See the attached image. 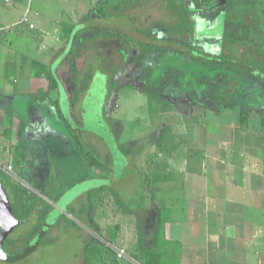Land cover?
<instances>
[{
    "label": "rangeland",
    "instance_id": "1",
    "mask_svg": "<svg viewBox=\"0 0 264 264\" xmlns=\"http://www.w3.org/2000/svg\"><path fill=\"white\" fill-rule=\"evenodd\" d=\"M4 1L8 6L0 7V61L2 56H7V62H10L9 58L16 56L17 65L20 62V56H22L20 55L21 52L30 50V54H32L33 49L38 47L36 43L32 45L28 41L29 32L18 33L22 27L16 26L17 22L24 16L27 17L28 23L36 25V29L33 31L36 32L39 31L41 24H39L40 20L34 13L45 15L44 12L48 11L53 17L58 16L63 11L62 20H71L74 23L87 12L93 16L96 15L97 10L104 11L119 6L118 13H120L118 16L117 13L114 19H95L92 22L102 27L108 26L111 29L115 27L122 31V35L125 36H117L115 33L111 37L103 35L100 38H93L91 41L87 40V35V38L82 36L80 42L71 48L65 62H60V60L65 58L68 50L60 54L56 53L65 44V40H61V45L56 46L53 50L54 53L47 56L48 61L56 58L52 69L54 66H59L67 77L71 73H75L79 75L78 79H80L90 65L94 67L92 72L94 79L90 88L82 96L81 102L78 105H73L71 109L79 119V107L80 111L82 108L86 110L85 107L92 101L89 105L92 107L88 108V112L95 114L97 119L101 118L102 122L100 120L91 122L87 119L84 121L82 118L80 121L82 132L80 134L76 132L80 145L75 141V134L70 135L69 130L64 125L58 124L57 116L50 111L48 112L45 105L35 102L30 105H22L15 101V105L20 107L19 113L23 121H27L32 115L44 121L41 125L43 126L41 133L38 132L42 141L39 143L28 140L23 142V145L29 149L32 148L31 159L29 160L32 163L31 168L41 169L43 167L42 172H46L45 179L54 180L52 182L47 180L49 183L45 184L46 191L41 188V191L53 192L55 195H49V198L44 197V201L52 205L51 199L55 201V197L60 193L56 200V206L63 211L60 221L56 223L48 235V238L53 240L51 245L38 248L22 263L16 264H84L86 253L89 264H118L115 259L123 260L124 258H118L113 252L114 249L106 242L109 239L103 241L102 238L105 237L101 235L102 238L97 237L96 233L90 231L87 228L86 216L79 213L81 206L89 201L87 196L93 187V182L83 180L82 177L89 176L86 174L87 171H82L81 167L78 168L79 157H77V152L80 150L84 156L86 151L92 150L96 156L104 157L108 150L113 162L111 166L115 171L112 177L121 175L125 179L131 176L133 181H136L138 174L143 170L144 174L149 173L146 171L148 167L151 170L161 168L158 158L152 156L155 151L153 147L155 139L161 128L168 129L171 127L170 125H175L176 121L181 124L182 119L189 113L188 109H184L186 106L192 111L199 112V114L206 112L208 101L204 99V91L210 90L213 83L220 78L225 80L223 87L227 98L233 94L239 103L248 100L255 104V107L264 109V82H262L264 72L259 70V67L264 66V54L261 56L260 52L257 51V49L264 51V0H258L253 11L242 10L231 16L222 10L224 0H176V4L191 10L185 21L175 23L174 29L178 33H173L175 37L172 42H176L174 47L179 49V47L182 48V45H190L194 50L207 55L198 57L202 58V61L213 63L212 66L206 63L203 65L199 61H192L187 57L173 53L151 55L147 62L134 65L133 58L139 52L137 42L144 40L136 33V28L150 27L152 36H166L164 26H155V22L159 20L160 22L166 21V10L160 6L164 0H105V3L100 0H22L19 3H13L10 0ZM180 3L182 4L180 5ZM2 5L5 4L2 2ZM59 8L61 11H58ZM77 9L81 11L75 15ZM124 12H126L125 18L124 15L120 16ZM65 15L68 17L65 18ZM243 24L249 25L251 28V44L248 46L239 43L228 44L229 39L238 35ZM4 34L6 35L4 36ZM29 57L36 60L40 59L39 56ZM226 57L230 58L226 59ZM248 64H252V66H248ZM216 65H220V67ZM26 66L29 68L25 62L24 69H27ZM109 66L113 68V74H111ZM167 67L175 70L176 78L162 93V98H152L142 93V84L149 77V74L152 73L154 77L158 76ZM26 71L28 72V70ZM101 74L107 75L106 83H109L108 86H110L109 75H111L112 80L118 83L116 90L111 92L106 100L104 96L103 108L105 111L103 116L100 111H97L98 106H100L98 97L102 93V87L106 84ZM15 75L16 79L23 76V74L19 76V69ZM204 77L207 79H203ZM27 80L28 78L25 82ZM68 106L69 104L65 102L62 94L59 100L60 114L65 118L66 123H73L71 115L70 117L67 115L69 113ZM220 108L216 107L215 111L219 112ZM181 112L184 114H182L183 117ZM193 114L198 115L194 111ZM76 125L78 127V123H75L73 127L76 128ZM5 126L9 125L5 124ZM46 128L49 129V133H47ZM58 134L66 136L64 137L65 140H62V143L66 144V149H63L64 154L60 152L62 150L57 145L59 142ZM116 134L118 142L115 137ZM115 143L125 147H132L133 144H141V146L144 144L145 150L148 149V144H152V151L148 156H141L140 154L141 157L134 159L140 173L136 168H127L126 164L122 163V155ZM16 148L18 154L16 168H24L28 162L24 156L26 155L25 151L20 148V145H16ZM34 152L40 156L47 155L48 157L46 156L44 161H41L40 156L34 159L32 157ZM81 161L83 162L80 158ZM101 161L104 160L101 159ZM12 170L18 175L13 166ZM48 170L51 171L50 174L47 173ZM26 175H20L24 182L19 178L14 180L7 177L23 195L28 196L30 192H34L29 188L33 177ZM111 178L110 180H112ZM134 184L127 183V185H121L119 189L116 187L120 201L128 210H137L139 205L144 206L142 204L144 197H147L149 193L145 183H141L140 187L137 185L136 188ZM108 193L110 192L108 191ZM108 193L104 195L105 198L103 196V207L99 212L103 217L101 222L112 225L113 219L118 218L119 213H123V211L120 207L114 206L115 204H113ZM95 194L96 192L93 194L94 198ZM153 199L158 201L155 197ZM94 201L91 218L95 222L96 205ZM120 218L126 220V216H120ZM24 231H26V226L22 225L9 237L15 238ZM87 244L88 249L85 251ZM97 247H100L101 250H98ZM99 251L103 253L101 254ZM130 262L132 261L129 260ZM0 264L8 263L0 260Z\"/></svg>",
    "mask_w": 264,
    "mask_h": 264
},
{
    "label": "crops",
    "instance_id": "2",
    "mask_svg": "<svg viewBox=\"0 0 264 264\" xmlns=\"http://www.w3.org/2000/svg\"><path fill=\"white\" fill-rule=\"evenodd\" d=\"M2 2L5 5H2ZM6 5L4 0H0V7L4 8ZM78 11L81 10L77 9L74 14ZM61 12L53 17L48 11L44 12L48 15L34 13L41 24L36 32H33L36 25L28 23L26 16L19 20L16 26L22 28L18 33L29 32L28 41L32 45L36 43L38 47L33 49L32 54L30 50L21 52L18 65L15 62L16 56L9 58L10 62H7V56H2L0 61V164L12 165L18 173L16 175L13 172L16 179L22 180V174L32 176L33 180L28 186L34 192L30 193H38L42 200L45 196L39 195L35 188H43L46 191L45 184L54 180L48 178V182L45 179L46 172H42L43 167L31 168L32 163L29 160L32 148H27L23 142H41L38 132L41 133L44 121L34 115L23 121L19 113L20 107L15 105V101L22 105L34 102L45 105L48 112L54 115L57 114L56 104L59 109L62 94L65 102H68L62 89H55L49 79V72L53 70L56 58L48 61L47 56L54 53L56 46L61 45V40H66L63 28L77 26L79 20L89 12L74 23L71 20H62L64 12ZM67 17L65 15V18ZM65 45L66 41L56 53L60 54ZM29 56H39L40 59ZM25 62L29 65V68L26 66L27 69L23 67ZM18 69L19 76L23 74L20 79L15 78ZM233 97L235 99L234 95ZM206 107V112L202 114L193 110L198 115H194L188 106L184 107L189 113L182 119L181 124L176 121L175 125L168 127L161 139L158 140L159 135L157 136L152 156L158 158L160 169L151 170L148 167L146 171L149 173L144 174V170L140 173L138 165H135L134 159L149 155L152 144L146 143L149 146L146 151L144 144L125 147L115 143L119 151L120 148L132 151L125 157L121 152L120 154L122 163L124 162L127 168L134 167L139 171L136 181H133L131 176L125 179L121 175L112 177L115 173L112 166L110 174L87 167L84 160H79L78 168L87 171L89 176L82 178L93 182L92 189L102 187L104 179L110 180L111 177V188L117 194L116 187L119 189L127 183H135V188L145 183L148 188V196L144 197L142 203L144 206L139 205V208L134 210L137 211L136 214L120 212L118 218L113 219L112 225L102 223L103 217L99 212L103 207V196L108 190L102 188L96 191L95 224L99 228V234L106 239L100 235L97 237L103 241L109 239L106 242L114 249L115 254L117 249L124 250V255L119 257L124 259H115L118 264H139L132 258L136 254V223L139 222L146 244H151L158 211L164 223L155 247L163 264H264V109L255 107V104L248 100L237 102L233 110L209 101ZM216 107H221L219 112L215 111ZM240 108H244L248 116L243 123L239 116ZM68 111L69 117V106ZM56 116L58 118V115ZM79 118L81 121L80 107ZM57 121L58 124L64 125L59 118ZM46 131L49 133V129L46 128ZM58 137L57 145L62 150L59 151L64 154L63 148L66 149V144H63L62 140L64 141L66 136L58 134ZM115 137L118 142L117 134ZM16 145H20L25 151L24 156L28 162L24 168H16ZM78 152L81 154L80 150ZM108 153L107 150V154L100 158H105ZM39 156L34 152L32 157L37 159ZM46 156H40L41 161H44ZM50 172L47 171L48 174ZM46 194L55 196L53 192ZM152 194L158 199L157 202ZM59 196L60 193L55 199ZM110 197L112 198L111 195ZM56 200L51 199L52 203L57 204ZM114 206L118 207L116 204ZM120 216H126V220H122ZM128 259L132 262L129 263Z\"/></svg>",
    "mask_w": 264,
    "mask_h": 264
},
{
    "label": "trees",
    "instance_id": "3",
    "mask_svg": "<svg viewBox=\"0 0 264 264\" xmlns=\"http://www.w3.org/2000/svg\"><path fill=\"white\" fill-rule=\"evenodd\" d=\"M11 2H20L21 0H10ZM103 3H105V0H100ZM102 3V4H103ZM182 3H180L181 5ZM258 4V0H224L222 3V10L225 14L228 16L233 15L235 13H238L242 10H248L253 11ZM162 8L166 10L167 17L166 21L155 22L156 27L164 26L166 29V36L164 37H154L151 35V28L145 27V28H136L135 31L138 33L139 36L143 37V41H138L137 45L139 48L138 55L133 58L134 65L140 64L143 62H147V59L151 55H163L166 53H173L179 54L182 57H187L188 59L192 61H199L201 64H207V65H214L213 63L209 61H202V58L198 56H207L205 54L200 53L199 51L194 50L190 45H182V48L179 47V49L176 46V42L173 43L174 40V34L178 31L175 30L174 26L175 23L183 22L187 19V14H189L190 8H183V6H179L176 4V0H164L161 2L160 5ZM118 7L114 6L112 9L107 10H97L96 15H89L82 17L79 22L77 23V26L80 27H69V28H63V34L66 38V45L62 49L60 53L67 52L65 54V58L60 60V62H65L67 60V56H69L71 48L78 44L80 42V39L82 36L86 37L87 40L91 41L93 38H100L103 35H106L108 37H111L113 34L116 33L117 36L122 35V31L114 28H110L108 26L102 27L101 25H96L93 20H101V19H114L116 17V14L118 13ZM120 13V12H119ZM117 14V16L119 15ZM120 15L125 18V14ZM110 19V20H111ZM175 31V32H174ZM174 33V34H173ZM125 36V35H122ZM251 28L249 25H241L239 33L236 37L229 39L228 44H242V45H250L251 44ZM261 54V56L264 54V51L261 49H257ZM230 57H226L228 59ZM234 59V58H233ZM237 60V59H235ZM239 60V59H238ZM103 61V60H102ZM59 62V63H60ZM36 64V63H35ZM34 64V66H35ZM102 64V63H101ZM220 67V65H216ZM248 66H252V64H248ZM41 69H43L42 66L39 65ZM94 67L90 65L88 69L82 74L81 78L78 79L77 74L71 73L70 75L65 74L59 66H54L53 70L49 72V79L53 84V87L55 89H62V91L65 93L67 97V101L70 107V114L73 118V123H66L65 118L61 116L59 113V109L57 108L56 104V112L58 115V118L64 122V125L66 129L69 130L70 135H74L76 137V132L81 133L82 127L80 125V118L78 119L75 114H73V110L71 107L73 105H78L81 101L82 96H84L88 89L90 88V84L92 80L94 79V76L92 74ZM109 70L111 71V74H113V68L109 66ZM260 71L264 72V66L259 67ZM101 76L104 79V82H107V75L101 74ZM70 78V79H69ZM176 78L175 70L173 68L167 67L163 70V72L159 73L158 76H152V73L149 74V77L145 79L144 84H142L141 92L144 94H147L151 96L152 98H162V93L165 91V89L171 84ZM108 79L110 80V86H108L109 83L105 84V100L107 96L116 90L117 87V81L111 79V75L108 76ZM203 79H207L204 77ZM106 80V81H105ZM206 81V80H205ZM225 80L223 78H220L217 82H214L210 90L204 91V99L206 101H209L210 103H214L216 105H223L228 110H233L234 107L237 105V102L235 101L233 94L227 98L224 94V87L223 83ZM264 82V80L262 81ZM104 108L102 107V116L104 115ZM239 116L243 123L245 119L248 117L246 110L244 108H240L239 110ZM78 123V127L76 125V128L73 127L75 123ZM167 128H161L159 132V139H161V136L167 132ZM78 135V134H77ZM75 141L77 144H81L79 137H76ZM83 145V144H82ZM59 147V146H58ZM64 149V148H63ZM120 152L124 154V157L128 154H131L132 151L128 150L127 148H120ZM77 157H79L82 160H84V165L87 167H92L96 169L99 172H110L111 174V158L108 153V155L105 158H100L96 156V154H93V151H86L85 155L82 156L79 152L77 154ZM104 160V161H101ZM0 182L2 183V186L4 190L6 191L12 214L15 217L17 221L20 222L19 226L25 225L26 231L22 232L21 234L15 236V238H10L9 236L17 230L15 228L4 240L3 242V251L5 253L4 258H0L1 261H4L8 264H16V263H22L28 256L33 254L38 248L45 247L51 245V242L53 241L52 238L49 239L48 235L61 219L63 216V211L59 209L55 203L52 205L47 204L44 200H42L37 194L30 193L28 196H25L21 193V191L18 189V187L10 182L7 175L0 171ZM102 187L93 188L91 191L88 192V203L85 205H82L79 213L81 215L86 216L87 220V228L96 233L97 236H99V228L95 224V222L92 220V204L93 200L95 198L93 197L94 193L99 189H106L110 192V195L113 198L114 203L120 207V209L126 213V214H136L137 211L134 210H128L125 205L120 201L118 194L111 188V181L105 180ZM39 194L42 196H45L46 198H49L46 193L41 188H35ZM93 197V199H92ZM95 203V201H94ZM157 220L156 225L154 228L153 233V240L151 244H146L145 237L142 234V229L139 225V222L136 223V254L132 257L136 262L139 264H163L162 259L160 255L156 252L155 244L157 243V237H159V234L162 230L163 221L160 218L159 211L157 212ZM93 241V240H92ZM98 250H101L100 247H97ZM88 244L85 249L87 251ZM99 253H103L102 251H99ZM87 253L85 256L84 264H89V261L87 260Z\"/></svg>",
    "mask_w": 264,
    "mask_h": 264
},
{
    "label": "water",
    "instance_id": "4",
    "mask_svg": "<svg viewBox=\"0 0 264 264\" xmlns=\"http://www.w3.org/2000/svg\"><path fill=\"white\" fill-rule=\"evenodd\" d=\"M101 83H103V82L101 81ZM104 96H105V85L102 87V93H100V95L98 97V101H99L98 104H100V106H98L97 111H100L101 113H102ZM91 103H92V101H90L88 106L85 107V108H87L86 110H83V108H82L81 117L83 118L84 121H86V119H87L88 121H91V122H93V120H95V122H97L98 120H100L102 122L100 117H99L100 119H97L96 118L97 116L95 114H92V112L91 113L88 112V108L92 107V106H89ZM94 111H96V110H94ZM107 146H109V145H107ZM58 208L60 209V207H58ZM19 224H20V222L17 221L12 214L8 195H7L6 191L4 190L2 183L0 182V258H4V256H5V253L3 251L4 240L7 238V236L15 228H17L19 226Z\"/></svg>",
    "mask_w": 264,
    "mask_h": 264
},
{
    "label": "built area",
    "instance_id": "5",
    "mask_svg": "<svg viewBox=\"0 0 264 264\" xmlns=\"http://www.w3.org/2000/svg\"><path fill=\"white\" fill-rule=\"evenodd\" d=\"M0 170L5 173L9 178L16 180V176L13 173L12 166L0 164ZM116 255L118 258L122 257L124 255V250L117 249Z\"/></svg>",
    "mask_w": 264,
    "mask_h": 264
}]
</instances>
